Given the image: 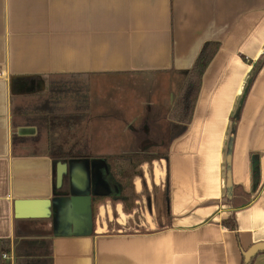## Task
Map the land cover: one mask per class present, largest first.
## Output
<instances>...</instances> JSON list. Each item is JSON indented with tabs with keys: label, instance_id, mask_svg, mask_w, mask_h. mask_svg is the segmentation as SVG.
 <instances>
[{
	"label": "crops",
	"instance_id": "crops-1",
	"mask_svg": "<svg viewBox=\"0 0 264 264\" xmlns=\"http://www.w3.org/2000/svg\"><path fill=\"white\" fill-rule=\"evenodd\" d=\"M208 41L220 48L192 122L177 135L171 109ZM263 58L264 0H0V239L12 241L0 264H264V64L256 70ZM51 74H88L90 117L99 106L104 121L117 124L100 142L89 115L75 128L79 138L63 132L66 146L91 156L69 164L167 155L136 182L138 192L144 181L165 194L161 224L153 200L150 220L134 231L95 223L91 234H79L69 229L78 223L54 219L55 193L71 195L70 172L59 186L53 158L35 139L39 125L22 116L15 127L11 106L20 94L27 110L39 108L33 96L47 92ZM112 82L121 94L98 102L96 87ZM228 170L252 196L247 206L228 202ZM20 199L27 209L17 214ZM101 207L109 225L114 207ZM116 211L128 217L121 225L130 222L121 202ZM232 215L236 230L223 223Z\"/></svg>",
	"mask_w": 264,
	"mask_h": 264
},
{
	"label": "trees",
	"instance_id": "trees-1",
	"mask_svg": "<svg viewBox=\"0 0 264 264\" xmlns=\"http://www.w3.org/2000/svg\"><path fill=\"white\" fill-rule=\"evenodd\" d=\"M219 48V42L208 41L204 43L193 67L188 72L184 84L180 88L170 113L171 120L180 124L177 135L183 133L192 122L196 103L202 88L204 73ZM263 64L264 58L258 62L256 70H259ZM33 98L37 100L36 103L39 104V108L32 105L27 110L28 106L22 103V99H25L23 95L14 94L12 96L11 106L14 126L17 127L23 123L21 121L22 116L32 118L33 122L39 125V134L35 139L42 138V148L45 149L43 151L49 154L55 162L61 161L68 163L73 157H91L86 153L75 152L73 146H66L67 140L64 139L66 135L63 134V132H70V138L72 140L75 139L74 137H76L77 132L75 128L79 127L88 116L90 110V84L88 74H51L48 77L47 92L35 94ZM56 137L58 138L56 139ZM14 138L16 140L20 139L17 134H15ZM71 139L69 142L72 144ZM166 157L167 155L158 154H119L104 156L107 168L106 179L112 187V193L108 195H93L92 214L94 227L99 205L108 199L113 203L121 202L124 210L127 213H131L138 200L133 179L136 176H142V172L137 168L145 162L152 163L155 159ZM55 194L59 196V194ZM251 200L252 196L240 186L232 184L228 188V202L234 209L247 206ZM223 223L232 230L237 229V222L234 215L225 219ZM11 246L12 241L10 239H0V257L4 253L10 252Z\"/></svg>",
	"mask_w": 264,
	"mask_h": 264
},
{
	"label": "rangeland",
	"instance_id": "rangeland-1",
	"mask_svg": "<svg viewBox=\"0 0 264 264\" xmlns=\"http://www.w3.org/2000/svg\"><path fill=\"white\" fill-rule=\"evenodd\" d=\"M118 89H119V85L117 84V82H112L110 84H105L103 86H100V84H99L95 90L96 98H97L98 102H101V97L104 94H106L107 92H109V93H113V92L117 93L118 92L119 94H121V90H118ZM96 111L99 112L98 115L95 113H92L93 114L92 117H90L91 112L89 111L88 121L90 122L89 125H91V127L94 128L93 131H94L96 138L98 139L97 141L100 142V140H101L100 135L101 134L106 135L107 131L108 130L110 131V127L112 126L113 129H115L117 124L115 122L107 123L104 121V117L101 113L102 112L101 107L98 106ZM113 121H115L114 118H113ZM112 132L114 133V131H112ZM80 135L81 134L77 133L76 138H79ZM98 148L99 147H96V149H98ZM151 150L155 151V149H153V148ZM75 152L86 153V150L76 148ZM89 152L93 153L91 149ZM158 155H165V153L158 154ZM86 160H88V159H86V158L85 159H79L77 162L70 164V176H69L70 178L69 177L67 178V175H65L64 178L65 179L67 178L66 181H69V179H71V183H73V184H76L78 182L84 183V181H87V176H86V165H87L86 162L87 161ZM156 165H158V164H156ZM152 167H153V164L150 163L149 165L148 164H141V166H139L137 168L139 171L142 172V176H136L133 179V184L135 186V191L137 193L138 200L136 201L134 210L131 212V214H133V216L129 217L130 222L125 223V226L121 225L119 222H123L128 217H126V215L122 216L121 213L120 214L117 213L116 205L118 202L113 203L111 200L108 199L99 205L98 213L96 216V223L99 224V226L100 225L105 226V231L117 232L120 229H126L128 231H134L136 229H143L142 227L141 228L138 227L136 222L141 220V219H144V220L149 219L150 220V216H149V213L147 211V208L150 207V205L148 206L149 200H151V201L153 200V202L155 204L157 203L156 204L157 208H156V211L154 213H156L155 217L157 218L158 222L160 224L162 223L161 218H162V216L166 215L165 194L161 193L156 187L146 185V183L144 181H143V189H140L139 192L136 189L137 188L136 182H137V186L140 187V182H141L140 178L142 177V179H143V173L145 171L149 172L150 169H152ZM158 202H160L159 205H158ZM106 203L111 204L114 207V216H113V219L109 225H104L106 223L105 222L106 216L105 215H104V217L100 216V207L102 205H106ZM60 212H61L60 215L58 213L54 215V217H55L54 219H56L57 217L67 218L68 222H71L69 220L70 218L72 220L75 219L78 223L79 229L85 227V219H84L85 213L84 212H78L75 209L70 210L69 212L67 209H65V210L63 209ZM125 213H127V212L125 211ZM143 213H145V215ZM81 224H82V227H81ZM69 229L74 230L75 228H73V225H72V227L70 226Z\"/></svg>",
	"mask_w": 264,
	"mask_h": 264
},
{
	"label": "water",
	"instance_id": "water-1",
	"mask_svg": "<svg viewBox=\"0 0 264 264\" xmlns=\"http://www.w3.org/2000/svg\"><path fill=\"white\" fill-rule=\"evenodd\" d=\"M86 176L87 181L78 182L76 184L71 183V195L67 198L55 196L52 200V206L54 209L58 207L61 210L67 209L68 212L70 210L75 209L78 212L85 213V227L79 229L77 225L73 232L83 233V234H91L94 229L93 225V214H92V198L93 195H108L112 193V187L106 181L105 174L103 170L106 171V163L105 160L100 158H93L86 160ZM228 161L230 162V155L228 156ZM56 165V178L57 183L60 186L63 184L64 176L70 172V164L64 163L61 161L55 162ZM232 186L231 179V171L228 170V188ZM61 204V205H60ZM27 209V201L26 200H17L16 202V213L20 214L21 212ZM71 222L77 223V221L71 218L69 219ZM69 223V222H67ZM66 231V230H65ZM71 231V230H70ZM69 230H67V233Z\"/></svg>",
	"mask_w": 264,
	"mask_h": 264
},
{
	"label": "bare ground",
	"instance_id": "bare-ground-1",
	"mask_svg": "<svg viewBox=\"0 0 264 264\" xmlns=\"http://www.w3.org/2000/svg\"><path fill=\"white\" fill-rule=\"evenodd\" d=\"M155 174H156L157 180L160 179V177L162 175V171H161V168H160L159 164L156 165V167H155ZM101 213L104 214V207H101ZM120 213H122V212H120Z\"/></svg>",
	"mask_w": 264,
	"mask_h": 264
},
{
	"label": "flooded vegetation",
	"instance_id": "flooded-vegetation-1",
	"mask_svg": "<svg viewBox=\"0 0 264 264\" xmlns=\"http://www.w3.org/2000/svg\"><path fill=\"white\" fill-rule=\"evenodd\" d=\"M150 205V207H151V203H150V200L148 201V206Z\"/></svg>",
	"mask_w": 264,
	"mask_h": 264
},
{
	"label": "built area",
	"instance_id": "built-area-1",
	"mask_svg": "<svg viewBox=\"0 0 264 264\" xmlns=\"http://www.w3.org/2000/svg\"><path fill=\"white\" fill-rule=\"evenodd\" d=\"M1 75V74H0ZM4 258H7V255L6 254H4V256H3Z\"/></svg>",
	"mask_w": 264,
	"mask_h": 264
}]
</instances>
